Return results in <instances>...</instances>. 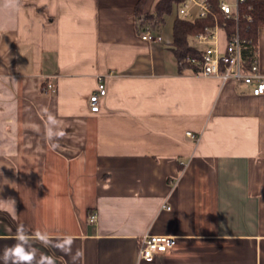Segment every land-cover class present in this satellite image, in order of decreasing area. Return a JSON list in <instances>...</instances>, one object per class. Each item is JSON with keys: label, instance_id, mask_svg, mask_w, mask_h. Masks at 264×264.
Here are the masks:
<instances>
[{"label": "crops", "instance_id": "1", "mask_svg": "<svg viewBox=\"0 0 264 264\" xmlns=\"http://www.w3.org/2000/svg\"><path fill=\"white\" fill-rule=\"evenodd\" d=\"M138 1L0 0V264L18 225L32 264H264V94L179 64L178 4L143 40Z\"/></svg>", "mask_w": 264, "mask_h": 264}, {"label": "built area", "instance_id": "2", "mask_svg": "<svg viewBox=\"0 0 264 264\" xmlns=\"http://www.w3.org/2000/svg\"><path fill=\"white\" fill-rule=\"evenodd\" d=\"M243 0H222L221 9L227 17L239 18V3ZM178 15L184 19L195 21L199 18L213 17L216 23L206 25L205 28L194 34L198 44L205 45L200 49L199 55H186L179 58L181 66H188L200 74L208 77H219L223 82L245 83L250 85L255 95L264 94V72L261 69L258 51L248 54L238 32L228 37L224 49L220 46V28L226 29V22L219 23L217 15L212 10L209 0H183L178 4ZM252 19L251 16L248 17ZM143 40L162 42L161 33L147 28L140 32ZM49 84L48 87H51ZM107 94V86L103 76L98 77L96 90L89 98L90 109L93 112L100 110L101 99ZM187 135L196 142L201 139V134L187 131ZM169 208V206H168ZM98 213L90 215L92 222L96 221ZM177 238L173 235H153L145 233L141 238L138 257L141 260H151L156 255L167 252L176 244Z\"/></svg>", "mask_w": 264, "mask_h": 264}, {"label": "trees", "instance_id": "3", "mask_svg": "<svg viewBox=\"0 0 264 264\" xmlns=\"http://www.w3.org/2000/svg\"><path fill=\"white\" fill-rule=\"evenodd\" d=\"M183 0H159L154 11L145 10L148 0H139L136 6L137 28L141 32L151 28L161 31L167 18L173 12L174 4ZM219 23L226 22L228 37L238 32L245 46V52L251 54L258 51V37L264 27V0H243L239 3V18L227 17L222 12V0H209ZM251 16L252 19L248 17ZM213 17L199 18L195 21L177 17L174 24V52L178 58L186 55H199L200 50L190 43V36L201 32L206 25H214ZM44 85V83H43Z\"/></svg>", "mask_w": 264, "mask_h": 264}, {"label": "clouds", "instance_id": "4", "mask_svg": "<svg viewBox=\"0 0 264 264\" xmlns=\"http://www.w3.org/2000/svg\"><path fill=\"white\" fill-rule=\"evenodd\" d=\"M6 5L11 6L13 5L16 0H5ZM52 123H55V120L50 118ZM60 135H63V133H60ZM23 225L17 226V240L18 243L14 245L12 248L7 249L5 251L4 259L5 261L11 259L13 261V264H32L33 260L35 259L34 254L28 250L25 249V247L19 242L20 240V231L22 229ZM37 238H39L41 241L44 240L42 236H40L39 233L36 234ZM42 259L47 261V264H54L52 258L50 257H42Z\"/></svg>", "mask_w": 264, "mask_h": 264}, {"label": "rangeland", "instance_id": "5", "mask_svg": "<svg viewBox=\"0 0 264 264\" xmlns=\"http://www.w3.org/2000/svg\"><path fill=\"white\" fill-rule=\"evenodd\" d=\"M231 2H233V0H231Z\"/></svg>", "mask_w": 264, "mask_h": 264}]
</instances>
